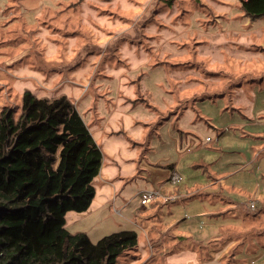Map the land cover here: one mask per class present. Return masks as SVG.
<instances>
[{
	"label": "rangeland",
	"instance_id": "obj_1",
	"mask_svg": "<svg viewBox=\"0 0 264 264\" xmlns=\"http://www.w3.org/2000/svg\"><path fill=\"white\" fill-rule=\"evenodd\" d=\"M92 1L0 0V116L10 109L19 115L26 90L40 98L67 96L105 151L93 182L98 197L108 195L104 181L134 180L124 198L137 206L138 244L117 264H205L202 257L211 253L204 255L179 226L162 225L163 212H139L138 165L142 157L174 163L171 143L181 129L182 145L195 136L202 146L221 147L233 159L221 175L243 176L247 190L236 193L251 194L249 208L253 200L264 203V163L257 158L264 153V112L250 115L253 89L264 84V18L249 19L239 0ZM135 44L143 47L136 54ZM181 72L192 88L185 93ZM197 99L210 102L205 108L211 113H202L197 102L181 104ZM220 99L224 112H236L235 120L242 117L238 113L246 117L243 136L232 135L241 132L228 115L219 120ZM169 103L178 116L151 130V120ZM191 116L211 126L196 136L187 129L195 124L182 126ZM244 152L253 156L242 158L245 163ZM250 173L252 185L244 179ZM164 241L168 249L159 254ZM248 248L237 250L235 264L238 257L249 260Z\"/></svg>",
	"mask_w": 264,
	"mask_h": 264
},
{
	"label": "trees",
	"instance_id": "obj_2",
	"mask_svg": "<svg viewBox=\"0 0 264 264\" xmlns=\"http://www.w3.org/2000/svg\"><path fill=\"white\" fill-rule=\"evenodd\" d=\"M239 1L249 19L264 18V0ZM21 102L19 115L10 109L0 116V264H117L137 246L136 231L93 242L66 227L68 212L91 206L103 166L89 127L65 95L40 98L26 90Z\"/></svg>",
	"mask_w": 264,
	"mask_h": 264
},
{
	"label": "crops",
	"instance_id": "obj_3",
	"mask_svg": "<svg viewBox=\"0 0 264 264\" xmlns=\"http://www.w3.org/2000/svg\"><path fill=\"white\" fill-rule=\"evenodd\" d=\"M245 21L243 19V24H245ZM132 50L136 54L138 50H143V47L136 48L135 44ZM180 78L181 83L179 84L184 93L186 90L192 89L190 84H186L187 80L184 77V73L181 72ZM179 84H176V86H179ZM260 85L262 88L255 86L253 89L254 101L250 109V115L252 116L264 112V98L261 96L264 93V84ZM220 97H223V93H221ZM222 99L220 100L224 104L222 108L215 110V113L219 116L222 115L219 120L227 119L226 115H228L229 122H234V127L241 132L232 133V135L234 137L243 136L246 123L242 117L244 119L246 117L242 113H238L242 116L238 121L234 118L236 112H224L226 104ZM200 101L203 100L197 99L194 102H185L189 104H181L186 105L187 108L191 103L195 104V102H197L195 105L204 108L206 105H210L208 101L201 103ZM167 106L162 111H158L154 117L155 120H151V130L162 123H160V119L165 121L173 119V116H178L180 111H169L172 107L170 103ZM187 108L185 107L184 109ZM201 112L211 113L206 108L201 110ZM190 122L195 124V129H187L194 132L196 136H199L205 127L211 126L209 121H206L208 122L206 123L200 121L198 116H191L189 119L185 117L183 128L189 127L191 125ZM179 130L180 134L184 132L181 129ZM189 131H185V133ZM180 134L171 143L173 146L171 150L173 152L176 151L177 160L174 163L154 161L149 157L140 159L138 165L139 174L135 179L139 183L140 188L136 198L140 199V193L143 191L159 189L161 196L156 200L161 199L159 201H162V203L153 201L154 204L152 202L149 206H143L138 202L139 212H151L155 216L157 214L155 212L159 209L160 213L163 212L162 225L179 226L181 232L187 234L196 245L200 246L204 255L208 253L209 247L215 245L214 247L217 250L214 251V256L207 255V257H202V261L205 264H235L236 259L233 258L236 256L237 250L244 245H249L248 250L251 256L246 262H243L238 257L240 264H264V203L257 201V208L260 209V212L257 216H253L248 205V199L251 194L249 197H243L236 193L237 190H247L245 185H243L246 183L241 180L243 176L237 175V173L221 175L232 168L233 159L227 158L224 155V149L221 147L210 149L202 146L195 136H189L186 139V145H182V136ZM95 141L102 149V145L96 139ZM102 151L105 156V151L103 149ZM247 154L250 158L253 157L250 153L244 152L243 156H240V160L242 158L245 160ZM261 157L260 164L264 163V153L262 152L259 153L257 158ZM245 162L243 161V163ZM248 162L253 163L251 159ZM165 166L167 169L164 168ZM171 166L172 168H170ZM174 170L178 171L183 177V181L177 186L170 181ZM253 177L255 176L250 173L244 179L249 178V185H252L256 182L255 179H252ZM128 179L120 177L118 180L114 178L110 181H104V183L109 182L105 188L108 195L99 198L96 190L95 198L86 212L79 214L69 212L66 219L67 229L71 233L85 232L93 242H97L103 236L117 231L133 230L138 233V222L135 216L137 206H132L133 202L129 203L130 200L124 198L128 193L125 188L134 181ZM115 182H117L118 189ZM224 185L225 187H223ZM254 189L253 187V191ZM237 239L244 240L243 245L236 247L231 254H228L233 242ZM167 249V242L164 241L158 253H163Z\"/></svg>",
	"mask_w": 264,
	"mask_h": 264
},
{
	"label": "built area",
	"instance_id": "obj_4",
	"mask_svg": "<svg viewBox=\"0 0 264 264\" xmlns=\"http://www.w3.org/2000/svg\"><path fill=\"white\" fill-rule=\"evenodd\" d=\"M170 181L173 185L177 186L183 181V177L181 174L174 170L171 174ZM161 196V192L159 189L143 191L140 193V203L143 206H149L153 201H155L158 197ZM257 208V202L255 200L251 201L250 209L255 211Z\"/></svg>",
	"mask_w": 264,
	"mask_h": 264
}]
</instances>
